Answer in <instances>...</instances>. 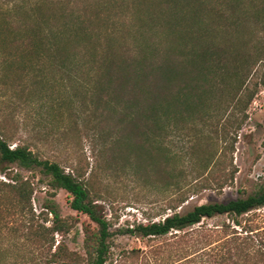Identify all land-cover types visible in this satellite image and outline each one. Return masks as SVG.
<instances>
[{
  "label": "trees",
  "instance_id": "1",
  "mask_svg": "<svg viewBox=\"0 0 264 264\" xmlns=\"http://www.w3.org/2000/svg\"><path fill=\"white\" fill-rule=\"evenodd\" d=\"M157 1L154 10L145 0L138 2L137 9L142 16L137 17L139 30L155 34L154 40L116 50L120 21L115 25L109 20L113 24L102 31L100 24L107 18L101 12L90 16L85 7L79 8L71 0H6L0 7V43L7 50L3 70L8 77L23 70L47 69L59 81L66 78L74 90L80 85L78 72L88 66L85 95L94 105L92 113L99 117L91 135L110 148L118 143L111 131L119 130V142L136 159L148 155L151 160L153 151L163 153L166 133H176L178 124L201 120L209 110L217 113L223 108L227 122L231 120L223 132L227 136L230 127L234 133L226 150L231 154L256 95V86L253 90L246 85L248 65L252 57L251 64L264 60V54L257 51L245 53L248 42L227 35H241L244 29L248 16L241 9V0H221L219 8L212 0ZM44 80L40 75V81ZM259 86L264 87V76ZM212 101L214 108L208 106ZM11 141L13 136L0 126V174L5 178L0 179V256L7 231L22 243L25 255L32 254L34 262L28 257L26 264H105L109 224L81 175L40 159L27 144L11 147ZM209 165L208 160L197 170L204 177L195 185L198 189L222 190L232 183L233 171L223 179L213 178L212 184ZM13 167L39 170L50 197L64 190L70 209L95 225L82 228L85 258L55 238L70 233L75 226L71 218L61 217L53 203L35 215L31 203L34 182ZM218 216H226L228 222L215 229L198 225ZM197 225L200 227L194 228ZM126 233L147 239L173 235L181 250V258L174 264H264V186L245 198L201 204L183 215L138 224Z\"/></svg>",
  "mask_w": 264,
  "mask_h": 264
},
{
  "label": "rangeland",
  "instance_id": "2",
  "mask_svg": "<svg viewBox=\"0 0 264 264\" xmlns=\"http://www.w3.org/2000/svg\"><path fill=\"white\" fill-rule=\"evenodd\" d=\"M141 1L71 0L77 2L79 8L85 7L90 16L101 12V16L107 18L100 24L102 31L111 21L115 25L116 20L120 21L117 26L120 29L115 34L116 50H129L138 42L154 40L155 34L139 30L137 25V17L142 18L137 14ZM4 2L6 0H0V7ZM145 2H149L150 10L158 5L157 0ZM221 2L212 0L211 4L219 8ZM229 7L228 12H231ZM241 9L248 16L241 35L233 32H227V35L248 42L245 53L264 54V0H241ZM1 23L0 20V27ZM5 53L7 50L0 43V126L4 125L13 136L9 143L11 147L27 144L40 159L55 162L66 172L81 175L90 196L103 207V215L109 224V256L105 264H174L181 258V250L173 235L147 239L129 235L126 231L173 214L183 215L201 204L245 198L264 186V87L259 86L264 76V60L251 64L252 57L248 65L246 85L253 90L256 86V95L237 133L233 153L226 152L234 136L232 128L228 127L227 136L223 132V127L229 126L231 120L227 122L228 113L221 108L217 113L209 110L201 120L178 124L176 133H166L163 153L153 151L150 160L148 155L143 159L131 155L128 147L119 142V130L111 131L110 135L118 143L110 148L91 135L98 127L99 117L92 113L94 105L85 95L88 66L78 72L80 85L72 90L65 76L59 81V76L47 69L41 72L23 70L7 77L3 70ZM40 75L45 78L44 82L40 81ZM208 106L214 108L215 105L212 101ZM208 160L212 184L213 178L223 179L233 171L232 183L224 185L222 190L215 187L198 189L195 185L204 177L197 170ZM12 169L34 182L31 203L35 215L46 211L45 205L53 203L61 217L71 218L74 228L68 235L55 238L85 258L82 228L88 224L94 228L95 225L87 216L70 209L69 196L64 190H58L50 197L51 191L39 170ZM206 175L205 172L203 176ZM0 179L5 180L1 174ZM168 182L172 185L167 186ZM51 217L48 215L49 219ZM224 222H228V218L218 216L203 219L198 225L215 229ZM198 225L194 228H199ZM4 239L0 264H26L28 257L34 262L32 254L25 255L22 243L12 239L7 231ZM31 262L28 264H34Z\"/></svg>",
  "mask_w": 264,
  "mask_h": 264
}]
</instances>
